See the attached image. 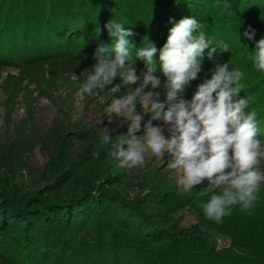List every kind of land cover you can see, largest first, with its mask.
<instances>
[{
  "label": "trees",
  "instance_id": "obj_1",
  "mask_svg": "<svg viewBox=\"0 0 264 264\" xmlns=\"http://www.w3.org/2000/svg\"><path fill=\"white\" fill-rule=\"evenodd\" d=\"M185 17H195L213 44L229 49H217L213 60L205 50L202 71L183 98L191 100L216 63H229L230 70L245 73L239 96L250 98L247 111L257 112L264 141V72L252 60L264 37V0H0V103L7 113L0 126V264H264V184L253 209L233 206L219 223L201 207L211 195H199L207 181L188 196L160 189L131 196L124 190L126 174L112 170L113 158L84 138L85 115L76 122L67 115L71 128H58L28 98L34 86L55 114H63L67 100L57 101L52 90L81 75L69 71L95 64L98 46L113 44L104 27L110 20L134 32L127 38L133 52L154 42L155 75L163 85L159 49ZM249 27L252 40L243 35ZM10 67L19 73L3 76ZM133 67L140 84L146 66L136 60ZM156 91L163 102L166 90ZM22 97L28 109L18 118L15 105ZM37 149L47 156L44 168ZM99 157L109 162L107 170L112 166L104 174ZM185 208L197 217L189 227L173 218ZM212 232L228 240L225 248L208 243Z\"/></svg>",
  "mask_w": 264,
  "mask_h": 264
},
{
  "label": "clouds",
  "instance_id": "obj_2",
  "mask_svg": "<svg viewBox=\"0 0 264 264\" xmlns=\"http://www.w3.org/2000/svg\"><path fill=\"white\" fill-rule=\"evenodd\" d=\"M104 27L114 42L110 47L98 46L96 63L86 70L87 78L78 89L80 95L104 92L112 96L120 91V85L112 86L117 77L124 85L136 84L140 79L133 67L136 60L146 66L139 86L122 98L112 99L105 109L110 123L113 115L128 122L126 137L111 153L119 161L118 166L131 170L145 163L146 153L158 159L167 153L171 157L168 168L180 174L177 183L184 191L207 181V187L199 192L200 196L211 193L201 205L207 219L219 223L236 205L245 212L253 209L264 184V141L259 138L257 112L247 111L250 98L239 96L245 73L230 70L229 63H216L210 70V79L198 85L191 100L183 98L186 87L202 71L205 50L207 58L213 60L217 49L227 52L229 45L213 44L195 17L180 19L169 29L166 43L159 49L161 71L166 78L162 85L161 78L155 75L154 56L158 49L154 42L148 40L133 52L127 39L134 35L131 28L116 20ZM197 30L198 34H194ZM243 35L252 40L255 30L249 27ZM253 52L254 67L264 72V37L256 42ZM161 86L166 90L163 102L156 91ZM66 93L67 89L60 90V94ZM137 104L144 114L151 115L144 124L143 136L136 135L143 120L136 111ZM153 121H161L162 125L153 126ZM100 139L102 144L112 141L108 128H101Z\"/></svg>",
  "mask_w": 264,
  "mask_h": 264
},
{
  "label": "rangeland",
  "instance_id": "obj_3",
  "mask_svg": "<svg viewBox=\"0 0 264 264\" xmlns=\"http://www.w3.org/2000/svg\"><path fill=\"white\" fill-rule=\"evenodd\" d=\"M94 63L89 64V66H80L73 71H69L71 69H65V71L73 72V73H80L81 75H75L74 77L69 76L65 84L61 87V89H67L66 94H60V90H52L53 96L58 101L60 99H66L67 105L66 110L63 114L57 115L55 114V110L53 109V104L49 101L48 97L43 93H39L36 89H33L34 86H30V90H35L34 93L28 95L29 100L34 101V105L40 111H44L45 118L48 119L46 123H52L54 126H58V128L63 127L67 129L70 127V123L67 120V115L72 117V122H76L82 115H85L84 119H82V126L84 127V138L90 141H95L94 144L98 143L101 146L107 155V157L113 158V165L117 164L116 168L112 170H120L126 174V178L129 180L128 185L124 188V190L130 191V195L133 196L134 194H141L145 195L147 192H151L155 189L160 190H172L174 191L175 195L178 196H188L190 195V191H184L180 186H178V178L179 173L175 170H171L168 168V162L170 161L171 157L166 153L164 158H156L151 153L145 154V163L142 166L133 168L131 170L120 168L118 166L119 161L112 157L110 154L113 151L117 150V146L119 145V141L122 138H125L128 132V122L124 121L122 117H116L115 115L112 116V122H109V118L105 115V109L110 106L112 99H119L125 96L129 91L135 90L138 87L139 80L136 84L131 85H124L122 79L117 77L112 86L120 85V91L114 93L112 96L108 95L107 93L100 92L97 95L89 96L87 94L80 95L78 92L79 87L83 84L86 80L88 72L86 70H90ZM63 71V69H60ZM3 76H7L8 74H18L19 70L15 67H10L4 70ZM137 72V69H135ZM4 77V78H5ZM140 77V76H138ZM69 79V80H68ZM109 86V87H112ZM107 91V89L105 90ZM161 100V97H160ZM28 101H25L23 97L18 99V104L15 105L14 115L18 118H21L25 115L28 109ZM72 110H71V106ZM70 106V110L68 111ZM136 111L143 115V120L141 122V128L136 133L138 136H143L145 134L144 124L147 123L149 119H151L150 114H144L142 107L137 104ZM67 112V113H66ZM6 109L2 107L0 103V126L4 123V116H6ZM3 116V117H2ZM51 117H56L58 121L53 120ZM153 126L162 125L161 121H153ZM42 124V123H41ZM122 125V126H118ZM71 128V127H70ZM69 128V129H70ZM101 128H108L112 135V141L108 144H102L100 139V132ZM115 131H112V130ZM122 135V136H121ZM167 136V131L165 132ZM35 158L37 160L39 168L46 167L47 164V156L42 154L38 149L35 151ZM99 157V174H104L107 170V166L109 162L105 161ZM105 161V162H104ZM207 184V183H206ZM175 220H180L181 225L183 227H189L197 222V217L194 214L193 210L189 208H185L179 212H176L173 215ZM207 241L210 244H214L218 249H223L227 246L228 240L223 236L219 235L218 233H209L207 235Z\"/></svg>",
  "mask_w": 264,
  "mask_h": 264
}]
</instances>
